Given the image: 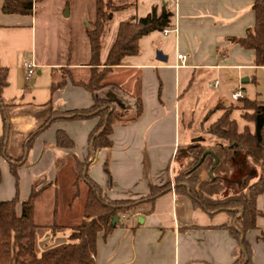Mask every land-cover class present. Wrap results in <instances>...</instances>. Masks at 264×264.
<instances>
[{"label": "crops", "instance_id": "0c3cea01", "mask_svg": "<svg viewBox=\"0 0 264 264\" xmlns=\"http://www.w3.org/2000/svg\"><path fill=\"white\" fill-rule=\"evenodd\" d=\"M155 3L149 0L145 14L135 16H147L158 7ZM253 4L254 0H168L162 7L173 13L172 31L168 35L154 32L141 38L139 54L125 58L108 75L106 80L110 85L94 94L124 111L123 121L135 113V96L142 100L143 113L134 122L114 125L113 147L95 152L89 139L97 119L58 120L28 148L30 135L46 124L51 109L65 113L94 105V96L70 80L61 91L53 93L51 87L62 76L60 68L66 66L77 79L88 78L91 50L87 29L95 19V11L91 21H84V47H89L88 50L85 47L83 60L77 62L73 58L69 63H53L49 46L43 42L42 46L37 44L38 21L34 12L32 15L8 14L0 0V65L8 69V85L2 94L6 104L4 115L0 108V142H5L8 156L0 157V201L7 199L6 191L10 197L17 192L11 165L17 166L19 194L23 195L22 183L26 185L24 194L28 197L33 190L48 186L35 210L37 218L38 205L51 192L53 203L40 239L45 250L69 241L71 233L68 237L60 234L70 232L71 225L77 223L71 220L77 213L78 199L83 201L78 221L83 218L88 192L86 175L100 187L102 196L111 200L139 201L149 195L151 185L173 182L176 152L188 143L181 145L178 138L181 122L177 104L182 80L178 81V76L191 71H200L206 76L217 73L218 101H234L229 99L230 86L235 83L230 70L243 71L256 66L252 64L254 52L227 39L244 37L254 27ZM159 51L167 57L166 62L157 60ZM74 52L72 49L73 56ZM107 55V51L101 54L103 62ZM178 55L186 59L179 60ZM23 56L31 59L23 61ZM238 57L245 62H239ZM28 61L35 62L37 70L41 68L30 82L25 78L24 69ZM188 85L193 86L190 81ZM58 130L73 139L74 149L57 147ZM79 165H85L82 180ZM207 177L205 173L203 179ZM64 201L67 204L63 206ZM21 203L20 200L19 212ZM257 205L262 214L257 229L243 239L252 248V264H264V194L258 198ZM55 225L62 228L54 231L50 227ZM224 226L237 229L228 212L208 213L195 208L187 196L171 190L153 203L142 204L123 214L120 225L106 238L101 234L95 264H234L239 259L238 244ZM240 250L245 264L247 256L243 247Z\"/></svg>", "mask_w": 264, "mask_h": 264}, {"label": "trees", "instance_id": "16d2710c", "mask_svg": "<svg viewBox=\"0 0 264 264\" xmlns=\"http://www.w3.org/2000/svg\"><path fill=\"white\" fill-rule=\"evenodd\" d=\"M3 10L8 14L32 15L34 0H3ZM95 20L87 29L91 59L87 79H77L71 68H60L65 74L52 83L51 91L63 90L68 84L84 88L93 96L100 89L109 86L108 75L115 67L121 66L127 57L136 56L140 52V40L154 32H163L172 28L173 13L167 7H154L145 17L136 16L120 22L116 38L105 61H102V40L109 20L115 12L126 8L116 5L114 0H95ZM68 6V3L66 4ZM253 10L256 14L255 25L247 30L244 37L227 39L233 45L254 52L253 65L264 67V0H254ZM225 52V51H222ZM8 69L0 65V108L5 114L6 104L2 94L8 85ZM136 110L126 121L122 117L124 111L118 110L109 101L94 96V105L86 110L59 112L51 109L49 120L37 132L30 135L28 148H32L37 137L58 120L81 121L97 119L95 130L89 142L95 152L113 147V127L121 123L134 122L143 113V103L135 96ZM243 108L225 106L220 99L211 113L221 114L205 129V134L213 138L214 143L208 145L202 139H193L179 147L175 155L173 182L149 187V195L139 201L111 200L102 196L100 187L86 175L88 192L84 205L82 222L72 228L69 241L51 248L40 254L37 252L38 231L40 226L35 222V205L40 191L33 190L29 198L21 203L19 200V176L17 166L11 165L10 170L16 183V196L12 200L0 201V264H95L98 239L101 234L106 238L120 225L123 214L140 205L153 203L157 198L174 190L177 195L187 196L195 208L208 213L228 212L236 222L233 226H224L238 244L239 259L234 264H243L240 247L244 248L247 260L252 264L253 251L245 239L248 232L256 230L258 218L262 215L258 209V198L264 194V104L247 98L238 99ZM236 111L246 122L241 128L235 119ZM6 123V122H5ZM56 145L61 149L75 148L73 139L63 130L56 133ZM5 142H0V157L8 158ZM205 153H208L204 158ZM183 159L185 163H178ZM218 164L209 175L210 169ZM79 164V163H78ZM179 165V167L177 166ZM83 176L85 165H79ZM207 173L208 177L203 179ZM83 178V177H82ZM81 179V178H80ZM242 182L245 191L233 192L234 182ZM2 173L0 169V185ZM242 214L237 218L238 211ZM119 220L113 224L114 219ZM59 230L61 226H54Z\"/></svg>", "mask_w": 264, "mask_h": 264}, {"label": "rangeland", "instance_id": "374dc122", "mask_svg": "<svg viewBox=\"0 0 264 264\" xmlns=\"http://www.w3.org/2000/svg\"><path fill=\"white\" fill-rule=\"evenodd\" d=\"M35 8H34V17L37 18V44L38 46H42V42L49 46L51 53L53 54V58L50 62L56 63L61 61L72 62L74 61L80 62L83 60L85 47L88 50V45L84 47L83 40V27L84 21H91L95 7V0H34ZM149 0H114V4L116 5H126L125 9L117 11L114 13L113 18L108 21L106 30L102 40V54L107 51L109 52L112 44L115 41L117 27L118 24L122 21L129 20L131 17L135 16L137 13L145 14L144 10L147 6ZM156 2L155 4L161 8L168 2V0H152ZM68 3V6L66 5ZM95 20V19H94ZM72 49L75 50L74 56L72 55ZM70 50V51H69ZM224 51V50H222ZM226 52V51H225ZM64 53V54H62ZM76 53V54H75ZM227 54V53H226ZM31 59V56H23L24 60ZM244 59L242 57H238V61L242 62ZM245 62V60H244ZM251 62V61H250ZM249 62V63H250ZM253 64V61H252ZM65 65V63H64ZM67 70L66 67H62ZM41 68L37 70L36 77L40 72ZM231 77L234 80V85L229 92V99L232 100L231 96L233 95L232 91L240 92L241 97L247 98L251 101H258L264 104V67H258L251 69H246L243 71L238 70H230ZM61 74H65L61 72ZM181 80L180 93L181 98L178 100L177 108L180 115L181 122V132L179 134V144H185L186 142H190L193 138L200 139L202 138L204 142L208 145H212L214 143L213 138L207 136L205 134V129L208 127L220 114V111L212 112V109L216 107L218 103L219 96V88H215L213 85L215 80H219L217 73H211L206 76L200 71H191L188 73H182V75L178 76V81ZM189 78V79H188ZM222 78V77H221ZM249 78V82L242 83L243 79ZM188 80V81H187ZM193 86H189L188 83ZM28 87H31L27 84ZM229 88V89H230ZM227 96V95H226ZM224 96L225 98H227ZM238 107L243 108V103L238 100L234 101H226L225 106ZM241 111H236L235 119L237 120L239 126L241 128L246 125V122L240 117ZM190 128L191 131L188 130ZM193 139V140H194ZM178 163H185L183 159H180ZM179 167V165L177 164ZM82 170L79 172V179L81 176ZM14 181L15 178L13 177ZM20 181V179H19ZM242 182H234L233 192H238L243 188ZM16 188V183L14 184ZM23 186V195H20L21 202L27 200L28 194L25 193L24 183L21 184ZM20 187V185H19ZM48 186L40 187L38 191H40V195L36 200L35 210L37 207V201ZM51 193V192H50ZM43 197V200L40 202L37 208L38 217H35V222L40 226V230L38 231V244H37V252L40 254L43 250H45L44 245H42L41 237L45 232V228L43 225L49 219V214L47 213L49 209L52 207V197L51 194ZM10 193L6 191L4 195L6 201L12 200L15 196H9ZM87 196V195H86ZM22 198V199H21ZM4 200V201H5ZM83 200V199H82ZM86 201V200H85ZM67 201H64L63 206ZM83 202V201H82ZM79 199L76 202L77 213L73 216L71 222L70 232L65 231L60 234L61 236L68 237V235L72 234V228L78 226L82 220H79V211H81V203ZM85 205V204H84ZM44 213V214H43ZM240 211H238L237 218L239 217ZM241 215V214H240ZM84 217V215H83ZM59 226V225H56ZM54 226L50 227L54 231H56ZM47 232V231H46ZM52 233V232H51ZM66 234V235H65ZM63 236V237H64ZM68 239V238H67Z\"/></svg>", "mask_w": 264, "mask_h": 264}, {"label": "built area", "instance_id": "2783aa9c", "mask_svg": "<svg viewBox=\"0 0 264 264\" xmlns=\"http://www.w3.org/2000/svg\"><path fill=\"white\" fill-rule=\"evenodd\" d=\"M171 31H172L171 29H165L163 31V33L165 35H168ZM184 58L186 59V57H184L183 55H178V59L179 60H182ZM24 69H25V78H26L27 82L32 81V79L35 77L36 72H37V65H36V63L33 62V61L25 62L24 63ZM218 84H219V82H216L215 85H214V87H217ZM240 98H242L240 92H236V93H234L232 95V99L233 100H238ZM124 217H125V215H124Z\"/></svg>", "mask_w": 264, "mask_h": 264}, {"label": "water", "instance_id": "95a60500", "mask_svg": "<svg viewBox=\"0 0 264 264\" xmlns=\"http://www.w3.org/2000/svg\"><path fill=\"white\" fill-rule=\"evenodd\" d=\"M157 60H159V61H161V62H166V61H167V57H164V56H163V53L159 51V52H157ZM245 82H249V78H246V79H243V80H242V83H245ZM201 140H202V138H200V139H194V141H196V142L201 141ZM207 154H208V153H205V154H204L203 159H202L201 162H203V160H204V158L207 156ZM217 164H218V160L216 159V163H215V165H214V166L210 169V171H209V175H210V176L213 175V171H214L215 167L217 166ZM240 214H242V211H240ZM118 220H119V218L116 217V218L114 219V221H113V224H115ZM243 238H244V236H242V239H243Z\"/></svg>", "mask_w": 264, "mask_h": 264}]
</instances>
